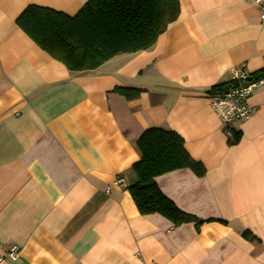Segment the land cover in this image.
<instances>
[{"label": "crops", "instance_id": "0c3cea01", "mask_svg": "<svg viewBox=\"0 0 264 264\" xmlns=\"http://www.w3.org/2000/svg\"><path fill=\"white\" fill-rule=\"evenodd\" d=\"M87 1L0 0V256L20 248L0 264H264V83L236 144L209 97L235 66L264 68L259 7L180 0L152 47L88 71H71L17 23L30 5L74 15ZM150 127L179 133L205 167L155 178L201 225L139 212L128 186Z\"/></svg>", "mask_w": 264, "mask_h": 264}, {"label": "trees", "instance_id": "16d2710c", "mask_svg": "<svg viewBox=\"0 0 264 264\" xmlns=\"http://www.w3.org/2000/svg\"><path fill=\"white\" fill-rule=\"evenodd\" d=\"M180 0H88L74 15L48 7L30 5L17 18L18 25L45 51L63 62L71 71H88L121 53H133L152 47L158 37L180 13ZM264 77V68L252 75ZM223 84V83H222ZM221 84L210 89L213 90ZM127 99L140 90L116 87ZM241 133L235 132L236 144ZM141 159L132 166L135 181L128 186L141 214L159 213L174 225L204 220L181 210L159 188L158 175L180 168L205 173L185 148L183 137L174 130L146 129L137 140ZM243 235L255 241L248 231Z\"/></svg>", "mask_w": 264, "mask_h": 264}, {"label": "built area", "instance_id": "2783aa9c", "mask_svg": "<svg viewBox=\"0 0 264 264\" xmlns=\"http://www.w3.org/2000/svg\"><path fill=\"white\" fill-rule=\"evenodd\" d=\"M260 9V18L264 21V0H248ZM264 83V77L253 79L247 72L246 64L242 63L231 70V78L221 86L209 92L213 110L219 117L224 133L229 141L235 139L237 125L247 120L256 110L250 103V97L260 84ZM114 184L127 186L124 178L119 177ZM20 256V248L12 244L4 256H0V263L6 257L17 259Z\"/></svg>", "mask_w": 264, "mask_h": 264}]
</instances>
